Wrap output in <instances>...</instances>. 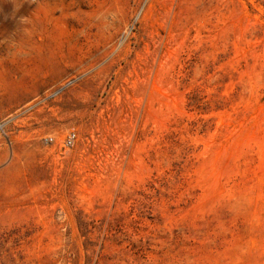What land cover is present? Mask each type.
Here are the masks:
<instances>
[{"label": "rangeland", "instance_id": "374dc122", "mask_svg": "<svg viewBox=\"0 0 264 264\" xmlns=\"http://www.w3.org/2000/svg\"><path fill=\"white\" fill-rule=\"evenodd\" d=\"M0 264H264V0H0Z\"/></svg>", "mask_w": 264, "mask_h": 264}, {"label": "built area", "instance_id": "2783aa9c", "mask_svg": "<svg viewBox=\"0 0 264 264\" xmlns=\"http://www.w3.org/2000/svg\"><path fill=\"white\" fill-rule=\"evenodd\" d=\"M56 93H58V91H55L53 94H56ZM75 140H76V133L75 132H71L68 135L66 144L67 145H73V143L75 142Z\"/></svg>", "mask_w": 264, "mask_h": 264}]
</instances>
